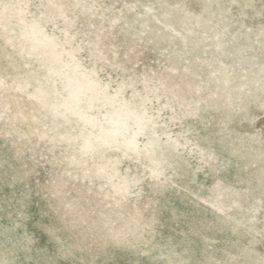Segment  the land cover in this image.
<instances>
[{"label": "bare ground", "instance_id": "1", "mask_svg": "<svg viewBox=\"0 0 264 264\" xmlns=\"http://www.w3.org/2000/svg\"><path fill=\"white\" fill-rule=\"evenodd\" d=\"M204 1L210 8L220 0ZM231 1H244L250 7L253 0ZM0 3L18 5L7 14L0 7V39L13 48L20 46L38 65L33 64L26 74L9 75L0 69V121L10 127L4 132L14 136L16 150L33 139L49 143L51 150L64 148L65 153L57 157L61 174L54 177L52 188L61 195L58 199L74 222L97 228L119 246L135 245L134 240L141 239L148 242L146 234L154 229L156 210L149 197L142 202L144 188L136 189L145 177L131 173L130 164L139 162L152 180L149 192L162 195L176 185L196 198L190 211L193 225L211 249L204 252L206 260L200 264H263L246 250L245 259L234 254L230 238L236 243L242 229H257L264 206V135L246 134L235 125V121L254 122L255 110H264V22L222 31L216 26L221 18L211 11L207 16L181 14L159 4L136 14L139 27L132 32L134 25L126 14L114 15L109 19L111 26L124 20L127 32L146 44L173 47L160 71L126 74L127 69L117 62L118 51L110 55L105 50L100 26L73 45L76 18L83 15L92 22L96 14L92 5L83 0ZM50 4L67 7L61 15ZM132 8L127 7V12ZM240 12L247 14L244 9ZM133 49L130 44L129 50ZM84 55L89 63L83 62ZM107 66L121 67V79H104L100 69ZM42 68L48 72L45 80L38 73ZM73 82L85 85L82 103L74 97L75 88H70ZM38 89L47 94L59 115L29 99ZM101 89H107L106 96L98 94ZM124 102L131 108H125ZM66 105L75 110L69 111ZM137 109L155 118L153 126L145 130L136 126ZM163 113L166 127L159 126L155 116L163 118ZM169 122L179 124L177 132L171 131ZM125 162L130 164L124 168ZM77 182L86 189L82 203L68 200L61 190ZM24 200L20 198L19 203ZM172 212L174 218L180 216ZM12 219L16 226L5 240L15 244L28 236L22 227L19 240L14 237L20 223ZM218 232L227 240H218ZM62 246L63 258L79 260V247L71 242ZM158 251L170 264L195 263L187 247L170 250L159 245Z\"/></svg>", "mask_w": 264, "mask_h": 264}, {"label": "rangeland", "instance_id": "2", "mask_svg": "<svg viewBox=\"0 0 264 264\" xmlns=\"http://www.w3.org/2000/svg\"><path fill=\"white\" fill-rule=\"evenodd\" d=\"M83 1L87 5H92L96 14L92 16V22L83 15L76 18L72 31L77 32V37L73 45L79 38L88 39L92 36L95 26H100L102 33L105 34L103 38L105 50L110 51V55L112 50L118 51L117 62L127 69L126 74H140L152 68L160 71L165 65V56L173 50V47L163 44L156 48L151 43L146 44L143 39H138L137 35L127 32L128 26L124 20L111 26L109 19L114 15L126 14L127 20L134 25L131 28L132 32L139 27V23L134 21L139 11L147 6L158 8L160 5L165 10H179L181 14L207 16L211 11L222 19L216 23L217 28L222 31L232 30L240 24L245 29V25L264 22V0H253L250 7L245 6L244 1L238 3V1L220 0L218 3H213L210 8H207L204 0ZM131 6L133 8L127 12V7ZM241 9L247 11V14L243 15L240 12ZM255 10L261 13L255 14ZM220 11L222 14L219 15ZM224 16L227 18L223 19ZM196 28L199 26L196 25ZM130 44L134 45L133 50H129ZM34 62L35 57L27 54L20 46L13 48L6 43L5 38L0 39V69L4 72L9 75L17 71L26 74L33 67ZM83 62L89 63L86 55ZM11 63L18 69L15 70ZM34 66L38 65L35 63ZM121 67L114 69L107 66L103 70L100 69L101 76L104 79L113 77L120 80ZM38 73L44 80L48 75L44 68L39 69ZM149 110L156 112L151 108ZM155 116L159 126H167L164 123V119H167L164 113L163 118H158L157 114ZM255 116L254 122L244 121L239 124L235 121V125L245 129L246 134L262 133L264 135V110H255ZM169 125L172 132H177L179 129V124L175 122H169ZM5 129L10 130V127L0 121V264H170L164 262L165 259L158 251L159 245H165L170 250L173 248L182 250L187 247L195 261L189 264L205 262L204 252L211 249L202 241L197 228L193 225L194 218L190 211L194 207L196 198L190 192L179 190L175 185L173 188L164 190L162 195L153 194L149 192L152 180L145 176L142 171L143 165L139 162L131 164L125 162L124 168L130 164L131 173L145 177L136 189L144 188L142 202L149 197L152 209H155L156 213L154 229L146 234L148 242L141 239L139 243L134 240L135 245L128 246L129 243H127L119 246L106 235H102L97 228L89 229L87 223L74 222V217L66 211L64 203L59 201L58 198L61 195L53 190L52 185L54 177L61 174L62 164L58 163L57 157L65 153L64 148L51 150L49 143L43 141V144L42 141L36 142V139H33L20 144L19 149L16 150L12 142L14 136L5 135ZM24 129L28 128L24 127ZM185 154L189 158V155ZM61 190L68 200L76 203H82L87 196L85 187L79 186L78 182L76 185L68 183ZM22 197L25 200L23 204H20L19 199ZM92 204H95V201H92ZM162 205L166 210L160 211ZM97 211V209L94 210L98 213ZM172 211L180 216L174 218ZM260 211L257 229H242L240 241L236 243L230 238L232 241L230 243H233L230 250L244 259L243 251L246 250L252 256H259L264 264V206ZM12 218L20 223L17 228L18 234H14V237L17 239L20 236L22 227H25L28 236L27 239L15 244L11 240H5L8 232L12 231L11 227L16 226ZM1 231H4V234ZM216 236L220 241L228 238L220 232L216 233ZM67 242L80 248L77 252L79 260L71 261L62 257V244Z\"/></svg>", "mask_w": 264, "mask_h": 264}, {"label": "snow or ice", "instance_id": "3", "mask_svg": "<svg viewBox=\"0 0 264 264\" xmlns=\"http://www.w3.org/2000/svg\"><path fill=\"white\" fill-rule=\"evenodd\" d=\"M0 7H2L4 9V13L7 14L10 10L17 8L18 5L9 4V3H0ZM49 7L57 9L62 15L63 9L67 6L66 5L50 4ZM76 7H80V5H76ZM217 39H219V37H217ZM261 71H262V74H264V66H262ZM29 87H30V85H29ZM179 87H180V85H175V89H179ZM70 88H75L74 97L78 101V103H82L83 102L82 97L85 95V91H86L85 85L82 82H73L70 85ZM88 90H90V89H88ZM98 94H102V95L106 96L107 95V89H101ZM29 99L35 100L38 104L42 105L45 108H50L57 115L60 114L58 112V110L56 109L55 105L49 104L47 94L41 89H38L37 93L35 95H30ZM65 107L68 108L69 111L75 110L74 108H71L67 105ZM124 107L129 108V109L131 108V106L128 105L127 102H124ZM64 117H65V119H67V113H64ZM154 119H155L154 117H149L148 112L146 110H144L142 112L139 109L136 110L135 123L139 129L145 130L146 128H148L150 126H153V120ZM88 148L91 150V145H88Z\"/></svg>", "mask_w": 264, "mask_h": 264}]
</instances>
